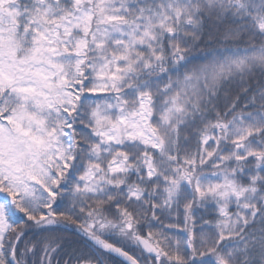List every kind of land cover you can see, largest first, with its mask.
Segmentation results:
<instances>
[{
    "label": "snow or ice",
    "instance_id": "obj_1",
    "mask_svg": "<svg viewBox=\"0 0 264 264\" xmlns=\"http://www.w3.org/2000/svg\"><path fill=\"white\" fill-rule=\"evenodd\" d=\"M0 264H264V0H0Z\"/></svg>",
    "mask_w": 264,
    "mask_h": 264
}]
</instances>
